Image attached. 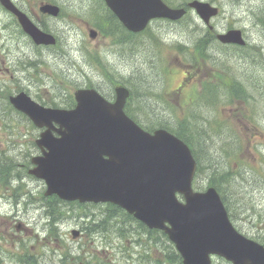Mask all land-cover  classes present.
<instances>
[{
    "label": "rangeland",
    "instance_id": "1",
    "mask_svg": "<svg viewBox=\"0 0 264 264\" xmlns=\"http://www.w3.org/2000/svg\"><path fill=\"white\" fill-rule=\"evenodd\" d=\"M14 1L32 20L49 29L58 43L52 48H36L13 16L0 5V170H4L0 172V256L4 258L3 264H20L16 260L19 254L30 255V264H84L85 261L142 264L143 256L137 252L141 253V248L146 246L136 234L138 225L128 223L132 230L126 244L112 231L96 234L82 230L81 216L76 214L83 210L100 212L88 204L64 205L71 210L70 214L56 221V231L48 233L43 206L47 203L45 199L54 198L45 197L43 181L27 173L30 157L38 153L34 142L39 130L8 102L9 95L23 90L45 105L67 107L76 88L92 84L110 96L114 80L131 89L128 108L144 125H158L162 121L176 127L190 113L197 115L198 123L203 118L211 123L216 133L211 132L206 140L210 162L201 158L203 171L193 182L195 188L204 190L208 186L207 179L214 168L208 164L221 163L229 184L221 186L218 192L228 201L232 224L250 239L264 237L261 49L260 56L251 61L253 55L249 49L240 54L217 43L211 44L204 36L206 26L191 10L180 21H152L145 31L128 42L117 43L104 34L101 21L107 13L102 0ZM49 1L60 5L61 16L45 17L38 12L39 4ZM166 1L177 6L190 0ZM203 1H212L221 10L210 22L217 32L229 26L239 28L248 41L264 48V12L254 13L264 5V0ZM87 27L101 34L92 40ZM240 60H246L248 65ZM248 70L252 71V86L248 85ZM203 96L205 101L201 100ZM56 204H51V208ZM71 230L79 231L74 239ZM163 245L159 241L157 246H152L159 261L167 260ZM167 262L181 261L173 255ZM215 264L224 263L219 260Z\"/></svg>",
    "mask_w": 264,
    "mask_h": 264
},
{
    "label": "water",
    "instance_id": "2",
    "mask_svg": "<svg viewBox=\"0 0 264 264\" xmlns=\"http://www.w3.org/2000/svg\"><path fill=\"white\" fill-rule=\"evenodd\" d=\"M104 1L131 32L143 30L151 18L177 20L185 13L184 8H171L162 0ZM0 3L17 16L36 44L54 43L10 0ZM188 6L204 22L217 12L198 0ZM40 10L57 14L52 5ZM95 35L89 30L91 38ZM218 39L243 43L238 30L219 34ZM115 92L114 102H108L95 89L80 88L74 93L72 109L41 106L24 92L9 98L35 126L46 127L36 140L42 155L31 159L35 167L29 171L45 181V195L120 206L148 228L164 231L182 264H210L211 254L232 264H264V246L235 230L216 190H192L196 164L189 147L164 129L142 130L122 110L128 90L118 86Z\"/></svg>",
    "mask_w": 264,
    "mask_h": 264
},
{
    "label": "trees",
    "instance_id": "3",
    "mask_svg": "<svg viewBox=\"0 0 264 264\" xmlns=\"http://www.w3.org/2000/svg\"><path fill=\"white\" fill-rule=\"evenodd\" d=\"M106 13H107L106 17L103 19V21H101V25H103V29H104V34H106L108 37H112L117 43L128 42L132 37L136 36L126 31L112 13H110L107 10ZM198 49L200 50L201 47H198ZM113 83L114 84L118 83V80H114ZM137 100L138 102L140 101L138 97ZM201 100L205 101L206 100L205 96H203ZM142 101H144V95L141 100V107H143ZM128 105L129 104H126L125 112L134 119L135 117L133 116V114H131L130 111L127 109ZM196 117L197 115L190 113V116L184 118L185 121L178 122L176 127L169 124V122H162V121L159 122L158 125H156V123H154V125H156V127L165 128L166 130H168L169 132L173 133L181 140H183L191 148V152L197 163L196 173L199 174L202 173L203 171V166L201 165L202 159L203 161L210 162L207 155L208 150H207L206 140L207 138H209V134L211 132L216 133V131L214 130L213 127H211V123L209 125L207 119L203 118V120L200 123H198ZM154 125L147 126L141 124V126L147 130L154 128ZM208 166H210L211 168L212 166H214V168L212 169V174L207 179L208 185H212L217 190H219V188L221 186H224V184L226 185L229 184V181L226 180V178H228L227 172L225 171V169L221 168L222 166L221 163L220 164H218L217 162L213 164L210 163L208 164ZM220 195L227 209H229L227 205L228 201L226 197L222 193H220ZM53 198L54 200L45 199L47 203H45V206H43L44 211L46 213L47 222L49 226L54 229V230L50 229L51 232L56 231L57 222H59L61 218L68 216L70 214L71 210H68V208H66V206L64 205H69V206L73 205L72 203L63 204L56 197ZM54 203L57 204L53 208H51V204ZM94 206L95 208H99L100 212L96 214V216L93 219H90L91 216H93V214L88 213L85 210H83L82 213L76 214V216L81 215V220H83L82 222H84L83 229L90 232L97 231L98 233L99 232L101 233V231H104L105 233L112 231L113 234L115 235L117 234L120 241L126 244L128 243L126 242V239L128 234L130 233L129 230H132L130 228L131 225H136V226L138 225V227L135 228L137 229L136 234L141 236V238L139 239L143 240L142 245L146 246L141 248V253L137 252L138 254H141L143 256V261L141 262L142 264H168L167 260L171 259L173 255H175L177 258L179 257L178 254H176V252L174 251L173 246L168 242L167 237L161 231L155 229H147L142 223L138 221L135 222L134 221L135 219L131 215L125 213L118 206L112 204L93 205V207ZM228 214L229 216H231L229 212ZM130 222L131 225L128 227V223ZM257 240L261 244H264V237ZM159 241H162L164 243L163 249H164V257L167 259L166 261H159L158 258H156L157 259L156 260L155 253L152 251V246H157L159 244ZM29 257L31 256L27 254L26 255L23 254L20 256L19 262L21 264H24L23 258H27V263L25 264H30ZM87 263L88 262L86 261L85 264ZM96 264H100V263H96ZM174 264H179V263L176 262Z\"/></svg>",
    "mask_w": 264,
    "mask_h": 264
},
{
    "label": "flooded vegetation",
    "instance_id": "4",
    "mask_svg": "<svg viewBox=\"0 0 264 264\" xmlns=\"http://www.w3.org/2000/svg\"><path fill=\"white\" fill-rule=\"evenodd\" d=\"M18 7H19V5L16 3V2H14ZM209 3H211V4H213L214 5V3L212 2V1H209ZM20 8V7H19ZM261 10H264V5L263 6H260V7H258V8H256V11L254 12L255 14H257V15H259V13L261 12ZM231 28H236V27H232V26H229V27H226L225 29H224V31H227V30H229V29H231ZM208 29L211 31L210 32V34L209 33H206L205 34V37H207V38H211L213 35H214V38H216L217 37V33H216V29L212 26V25H208ZM236 29H239V28H236ZM240 31L242 32V34L243 35H245V33H244V31L243 30H241L240 29ZM214 32V33H213ZM246 36V35H245ZM262 39H264V35H263V37H262ZM225 46H227V47H229V48H235V45H233V44H228V45H225ZM244 48H245V50H247L248 51V49H249V51L251 52V54L253 55V57H252V59H251V61H254V59H255V57L254 56H257V55H259L260 56V49L263 51V55L262 56H264V48L263 47H259V44H256V42H252V41H248L247 39L245 40V45H244ZM244 48H242L241 50H243ZM241 61V63L243 64V65H248V63H247V61L246 60H240ZM1 62V61H0ZM260 65L263 67V69H264V62H262V61H260ZM250 66H254V65H250ZM253 69H254V67H253Z\"/></svg>",
    "mask_w": 264,
    "mask_h": 264
},
{
    "label": "bare ground",
    "instance_id": "5",
    "mask_svg": "<svg viewBox=\"0 0 264 264\" xmlns=\"http://www.w3.org/2000/svg\"><path fill=\"white\" fill-rule=\"evenodd\" d=\"M91 214H93V216H91L90 219H93V218L96 216V214H94V213H91ZM93 232H94V231H93ZM94 233H96V234H101V233H102V234H106L104 231H101V233H100V232L98 233V232L96 231V232H94Z\"/></svg>",
    "mask_w": 264,
    "mask_h": 264
}]
</instances>
